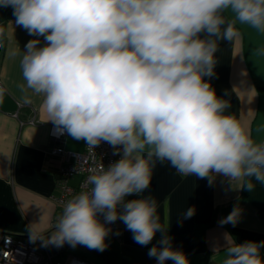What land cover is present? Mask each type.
Here are the masks:
<instances>
[{
    "label": "clouds",
    "instance_id": "clouds-1",
    "mask_svg": "<svg viewBox=\"0 0 264 264\" xmlns=\"http://www.w3.org/2000/svg\"><path fill=\"white\" fill-rule=\"evenodd\" d=\"M8 7L36 37L22 50L21 91L43 97L54 134L94 149L104 142L120 156L93 170L91 187L64 203L51 230L41 220L29 224L30 242L103 252L119 220L135 243L157 241L147 253L156 264H190L156 200L141 194L165 161L210 186L217 178L233 191L264 186V142L211 84L220 42L238 37L237 25L264 36V0H0ZM254 52L264 56V44ZM242 211L234 206L220 225L235 226ZM195 212L187 208L183 218ZM224 241L213 246L225 250L222 264H264V241L238 243L230 233Z\"/></svg>",
    "mask_w": 264,
    "mask_h": 264
},
{
    "label": "crops",
    "instance_id": "crops-1",
    "mask_svg": "<svg viewBox=\"0 0 264 264\" xmlns=\"http://www.w3.org/2000/svg\"><path fill=\"white\" fill-rule=\"evenodd\" d=\"M12 12L11 7L0 8V81L4 90L0 96V231L29 237V224L41 220L51 230L62 210L54 199L58 194V158L47 154L48 149L63 144L82 151L84 141H76L67 134L63 140L55 139L50 134L53 124L48 122L43 97L31 90L21 91L19 85L25 83L20 67L22 50L36 37L16 25ZM237 27L238 37L220 42L211 84L218 96L230 102L227 111L247 127L255 141L261 142L264 56L256 55L254 49L264 44V36L247 26ZM14 51L20 54L14 56ZM79 179L80 175L75 174L67 182L76 186ZM141 195L156 200L157 214L161 223L169 227L173 246L185 252L190 264H222L226 252L223 248L213 251V246L224 244L225 233H230L238 243L264 241V186L259 183L253 192L233 191L221 183V178L210 186L206 179L179 174L165 161L156 163L150 187ZM135 198L139 196L128 197ZM236 205L243 210L239 223L221 226L219 221ZM193 206L195 214L184 219V212ZM121 225L120 235L110 234L103 252L65 244L55 256L67 261L76 255L92 264H156L147 253L157 241L141 246L122 222ZM261 255L264 257V249Z\"/></svg>",
    "mask_w": 264,
    "mask_h": 264
},
{
    "label": "built area",
    "instance_id": "built-area-1",
    "mask_svg": "<svg viewBox=\"0 0 264 264\" xmlns=\"http://www.w3.org/2000/svg\"><path fill=\"white\" fill-rule=\"evenodd\" d=\"M1 51L2 42L0 41V54ZM0 88H2L1 81ZM50 134L58 140H63L65 137V134H54L53 126L50 129ZM261 142H264V139ZM47 154L58 158L55 165L59 175L58 194L54 199L57 205L62 208L64 203L74 195L91 187L87 184V178L93 170L99 171L102 166H107L120 159L119 155H113L112 147L104 142L95 149L90 148L84 142L82 151L68 149L63 144H59L49 148ZM75 174H79L80 179L76 186H72L67 182V179ZM110 227L113 234L117 231L120 232L121 221L118 220ZM63 248L65 247L63 246ZM60 249L52 246L42 247L39 241L32 243L27 236L0 231V264H92L76 255H71L67 261L56 258L55 253Z\"/></svg>",
    "mask_w": 264,
    "mask_h": 264
}]
</instances>
